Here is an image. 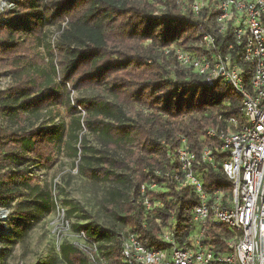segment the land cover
<instances>
[{
  "label": "trees",
  "instance_id": "trees-1",
  "mask_svg": "<svg viewBox=\"0 0 264 264\" xmlns=\"http://www.w3.org/2000/svg\"><path fill=\"white\" fill-rule=\"evenodd\" d=\"M14 2L0 20V75L10 74L0 89V207L9 211L0 241L15 243L16 235L23 236L40 213L54 209L37 168L49 167L63 146L78 156L82 175L110 183L101 207L116 222L99 230L89 223L70 225L108 264L118 261L121 237L129 230L145 246L160 249L169 245L159 238V226L167 225L177 246L189 245L191 210L198 202L188 189L175 190L165 177L166 154L184 136L199 160L205 146L217 145L215 138L202 139L206 128L231 127L225 122L228 118L241 125L245 118L241 97L230 87L220 81L206 86L199 74L177 63L172 50H165L178 44L201 54L205 48L199 44L200 36L209 33L217 51L226 52L234 43L231 29L217 32L218 11L203 6L193 14L190 0ZM47 24L55 27L56 36L52 43L42 44L45 61L36 50ZM230 52L248 87L249 66L238 47ZM87 88L95 93L72 105L70 89ZM58 104L70 117L68 130L55 121ZM77 108L85 111L82 122L75 117ZM81 127L94 136L97 148L86 146L84 135L78 136ZM213 154L216 163L227 156ZM216 163H201L206 168L204 186L229 195L231 182ZM152 182L158 191L147 194L146 187L141 192L142 184ZM146 197L163 205L146 210ZM65 216L68 220L69 214ZM208 228L207 235L213 238L205 244L226 250L227 228L217 224ZM58 251L66 264H94L89 250L82 251L78 244L63 242Z\"/></svg>",
  "mask_w": 264,
  "mask_h": 264
},
{
  "label": "built area",
  "instance_id": "built-area-1",
  "mask_svg": "<svg viewBox=\"0 0 264 264\" xmlns=\"http://www.w3.org/2000/svg\"><path fill=\"white\" fill-rule=\"evenodd\" d=\"M188 6L193 14L203 6L216 9L217 32L225 33L230 28L234 43L227 46L226 52L217 51L214 37L203 33L199 44L205 52L200 54L193 48L172 44L165 53L172 50L177 63L199 74L206 86L220 81L230 87L241 97L245 122L238 125L228 118L225 122L231 127L206 128L202 139L215 138L217 145L205 146L199 160L184 136L166 154L169 170L165 177L173 181L175 190L188 189L198 202L191 210L190 244L177 246L167 225L159 226V238L169 245L160 249L145 246L137 233L129 230L121 237L120 254L114 264H264V0H190ZM14 7V0H0V20ZM194 24L201 28L198 21ZM235 46L250 68L248 87L231 56L230 50ZM213 152L227 156L216 163ZM201 163L219 164L231 182L229 195L220 188H205L206 168H201ZM146 187L147 194L159 188L155 182L142 184L141 192ZM143 204L146 210L163 205L162 201L147 197ZM8 214L7 209L0 207V233L7 230ZM213 224L228 230L224 251L214 250L204 242L213 238L207 235L208 226ZM83 242L79 247L89 250L90 261L108 264L106 258L97 255L94 245L85 239Z\"/></svg>",
  "mask_w": 264,
  "mask_h": 264
},
{
  "label": "rangeland",
  "instance_id": "rangeland-1",
  "mask_svg": "<svg viewBox=\"0 0 264 264\" xmlns=\"http://www.w3.org/2000/svg\"><path fill=\"white\" fill-rule=\"evenodd\" d=\"M43 32L45 36L39 39L40 45L36 52L40 58L44 59L47 55L42 44L44 41L52 43L55 40L56 30L53 25L47 24ZM40 67L44 68V65L41 64ZM9 76L7 72L0 75V89H3L10 81ZM57 81H59L58 78ZM94 93L95 91L90 88L70 89V103L76 106L75 99ZM56 106L58 113L55 121L64 124L65 129L68 130L70 117L65 114L62 105ZM77 111L75 117L79 116L82 122L85 111L81 108H77ZM81 135L85 137L86 146L91 149L98 147L96 139L85 127L78 130V136ZM74 145L78 146L77 142ZM77 162L78 156L73 157L63 146H60L54 162L49 167L37 168L41 185L50 192L54 200V209L48 213H40L23 236L16 235L15 243L0 241V264H66L61 260L59 245L63 242L78 245L84 243L81 234L72 230L70 226L72 223H89L99 230L116 222L114 218L107 216L101 207L110 183L106 180H91L82 175L77 169ZM161 191L166 189L162 188ZM66 213L69 214L68 220H66Z\"/></svg>",
  "mask_w": 264,
  "mask_h": 264
}]
</instances>
